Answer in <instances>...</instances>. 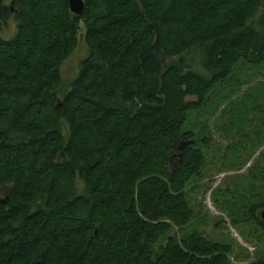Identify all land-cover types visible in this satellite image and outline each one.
I'll return each instance as SVG.
<instances>
[{"label":"trees","instance_id":"16d2710c","mask_svg":"<svg viewBox=\"0 0 264 264\" xmlns=\"http://www.w3.org/2000/svg\"><path fill=\"white\" fill-rule=\"evenodd\" d=\"M83 1L76 16L68 0H0V264H233L184 231V189L206 163L200 118L264 142L248 117L264 101V0ZM80 22L88 54L58 97Z\"/></svg>","mask_w":264,"mask_h":264},{"label":"rangeland","instance_id":"374dc122","mask_svg":"<svg viewBox=\"0 0 264 264\" xmlns=\"http://www.w3.org/2000/svg\"><path fill=\"white\" fill-rule=\"evenodd\" d=\"M10 12L9 27L2 32L5 38H10L15 31L12 10ZM84 33L85 27L80 22L77 46L60 68L58 97L68 91L78 74L81 60L87 57ZM227 112L231 113L229 109ZM248 117L249 129L254 128L255 132L264 130L263 100L257 101L256 109L254 107L248 112ZM229 120L219 111L215 116L200 118V121H206L209 125L210 135L208 143L203 147L205 166L200 176L192 179L184 189L195 215L193 223L184 231L199 232L209 240L228 245L231 248L229 258L233 264H250L264 256V233L257 224L258 220L264 224V207L257 209L264 198V175L261 176L264 171V159L261 157L264 154V142L254 150L247 148V142L239 138L238 125ZM256 139L254 135L250 137V141ZM241 158L245 159V163L234 167V162ZM253 165L257 168L252 169ZM2 196L4 191L0 190ZM252 208L255 209L251 211ZM255 216L258 218L256 222ZM157 249L158 245L154 247V252Z\"/></svg>","mask_w":264,"mask_h":264},{"label":"water","instance_id":"95a60500","mask_svg":"<svg viewBox=\"0 0 264 264\" xmlns=\"http://www.w3.org/2000/svg\"><path fill=\"white\" fill-rule=\"evenodd\" d=\"M68 5H69V9L70 11L75 14L76 16H81L83 11H84V1L83 0H68ZM13 5L11 6V10L13 9ZM186 145L185 142H182L181 145L179 146V150L182 151V149L184 148V146ZM180 159L179 161H181L183 159V153L179 154ZM178 165V162H173L170 160V168L171 170L175 169ZM262 217H264V212L262 213Z\"/></svg>","mask_w":264,"mask_h":264}]
</instances>
